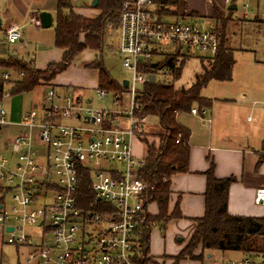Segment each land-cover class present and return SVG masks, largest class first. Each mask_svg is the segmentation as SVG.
<instances>
[{"label": "built area", "instance_id": "1", "mask_svg": "<svg viewBox=\"0 0 264 264\" xmlns=\"http://www.w3.org/2000/svg\"><path fill=\"white\" fill-rule=\"evenodd\" d=\"M232 2L225 0L228 6ZM158 6L159 0L123 4L118 57L130 73L128 88L121 93L96 90L101 100L113 96V108L85 103L77 91L49 89L19 122L11 123L0 103V131L15 129V136L0 138V245L30 248L31 264H139L138 229L147 186L139 178L144 160L134 157L133 140L146 119L137 99L159 71L148 65L192 51L212 57L219 49L215 28L168 22ZM243 9L248 18L249 6ZM21 37L17 25L5 32L9 44ZM169 47L176 50L165 54ZM160 57L164 60L155 61ZM169 70L160 72L168 76ZM192 113L203 119L207 111ZM85 181L93 194L89 205L82 193ZM254 201L264 209V188L256 191ZM261 260L264 264V255Z\"/></svg>", "mask_w": 264, "mask_h": 264}, {"label": "trees", "instance_id": "2", "mask_svg": "<svg viewBox=\"0 0 264 264\" xmlns=\"http://www.w3.org/2000/svg\"><path fill=\"white\" fill-rule=\"evenodd\" d=\"M126 0H98L95 9L99 11L96 18H86L74 12L69 0H58L57 19L55 29V46L62 50L63 60L60 63L49 64L46 70L36 69L33 62L24 63L13 58L8 67H14L19 74L13 83V95L28 94L40 87L44 81L53 82L70 66L71 62L85 50L102 53L106 46L107 28L118 30L120 14ZM160 0L159 2H161ZM233 11L226 17L215 13L218 23L219 49L212 57H207V65L202 63V72L195 77L189 88L174 86L181 76V70L175 69L176 57L167 58L164 64H149L148 68L159 70L162 66L175 71L170 84L148 83L137 99L141 117H156L159 130L156 140H145L147 155L140 170L139 178L147 186V202H154L158 206L159 217L153 219L144 216L142 227V242L144 252L138 259L139 264H156L145 257L148 253L149 234L154 225L164 227L171 219L180 217L176 209L168 215L170 200V179L178 173H186L189 163L190 131L183 128L177 121L182 113H190L195 105L210 107V100L202 97L201 92L213 80L228 82L232 79V72L236 64V50L230 45L228 25L232 22ZM97 72L99 88L115 93L125 91L122 83H116L103 62H94L89 67ZM175 76V77H174ZM11 93H7L12 97ZM4 85L0 84V99L4 95ZM179 140L177 144L176 141ZM262 160V158H261ZM261 162V161H260ZM211 169L207 172L208 190L206 214L197 220V229L188 246L181 254L174 258V264L186 257L202 260L203 253L195 256L193 251L201 246L202 251L242 252L246 256L264 255V216L245 217L233 216L228 213V193L237 179L229 177L218 179ZM89 182L82 185L85 203H92L93 194L89 190ZM145 250V251H144ZM146 252V254H145Z\"/></svg>", "mask_w": 264, "mask_h": 264}, {"label": "crops", "instance_id": "3", "mask_svg": "<svg viewBox=\"0 0 264 264\" xmlns=\"http://www.w3.org/2000/svg\"><path fill=\"white\" fill-rule=\"evenodd\" d=\"M239 1L240 0H233L228 6L225 4V0H162L159 2L160 7L158 6L157 10L164 20L190 23L204 20L211 24L205 28H215L217 30V27L220 25H218L216 21V12L222 17H226L230 14V11H233L231 24L237 23V20L241 19L236 18V12L240 8L238 4ZM248 1H250V3L254 1L253 4L255 8L250 9L249 6L250 15L248 18H243L247 21L246 24H250L248 20H253L251 24H264V4L260 0ZM57 5L58 0H0V20L2 23L0 31L5 34L10 26L17 25L21 29V39H23L22 31H24L28 24L34 25L36 29H43L40 23V14L43 12H48L52 15L54 25L57 19ZM244 6L245 4L243 7ZM91 8L95 9L92 7V4ZM75 13L83 17L87 16L88 18L93 16L92 11L85 14L78 11ZM232 26L233 25L230 27ZM230 32V36L232 38H239V40H241L240 42H243L242 44L251 36L247 33V35L242 36L238 32ZM234 49L236 52L248 51L237 48ZM170 57H176L177 60L182 59L181 61L188 58L179 53L177 56L173 54ZM207 57L208 56H201L200 59H205ZM158 61L159 60H157V62ZM177 62L175 66L176 70L179 69L177 67ZM33 63L38 70H46L48 67L47 64L42 65L40 63ZM260 63L264 64V60ZM162 64H164V62ZM160 69L155 74L151 75L155 78L153 83L157 82V74L161 73ZM199 72H202V63L200 64ZM197 75L198 74H196L195 77ZM18 78L19 76L14 78L15 81L18 80ZM232 80L233 72L231 81ZM174 81L172 79L168 81V84ZM213 81L227 83L216 80ZM211 82H209L207 86ZM54 83H56V79ZM56 86H58V89L64 90V85L56 83ZM207 86L205 88H207ZM127 88L124 89L127 90ZM45 91L41 93L40 99L37 100L38 103L42 101V95ZM257 94L258 96L255 97L257 101L253 100V98H249L246 91H243L240 97H237V95L234 96L233 94H221L214 99L202 96L211 101L210 107H203L201 109L195 105L193 109L200 112L206 110L207 113L203 119L198 115H194L192 109L191 112L187 114H191L197 121L184 123V125H182L179 120L181 114L178 115V123L183 128L190 131L188 142L190 147L188 171L186 173L175 174L170 179L168 213L170 216L177 209L180 213V217L169 220L163 228L159 225H154L151 228L148 253L146 254L145 252V257L151 259L154 263L159 264L156 261H160L162 258L171 257L174 259L178 257L190 243L197 229V220L201 219L206 214V193L208 190V176L206 174L211 169L212 165L214 166L213 174L216 178L225 179L235 177L237 179V181L231 185L228 193V213L230 215L245 217L264 216L259 210L260 207L256 206L254 201L256 191L260 188H264V101H259L260 98L264 97V90H257ZM35 104H37V102H33L31 108ZM247 113L254 114L257 117V122L254 126H248L249 124L247 122L245 124L244 118ZM246 118L250 121L251 117L248 116ZM145 158L146 156L143 160H145ZM149 206H152L153 212L149 211ZM143 214V217L149 214L154 216H158L159 214L157 204L154 202H147L146 196ZM142 224L143 220L141 219L138 229V242L140 244L141 255L144 253L142 252L144 246L142 242ZM177 244H180L182 248H177ZM175 252H178L176 256ZM202 252L201 248V251L195 252L194 255L199 256ZM261 256L262 255L254 257L261 258ZM204 259L205 257L200 261L188 258L181 262H185V264H206Z\"/></svg>", "mask_w": 264, "mask_h": 264}, {"label": "rangeland", "instance_id": "4", "mask_svg": "<svg viewBox=\"0 0 264 264\" xmlns=\"http://www.w3.org/2000/svg\"><path fill=\"white\" fill-rule=\"evenodd\" d=\"M69 1L75 12L78 11L85 14L92 11L93 16L89 18H96L99 14L97 9L91 8L92 0ZM253 3L254 1L250 3L248 0H240L238 2L240 8L236 12V18L241 19L237 20V23H230L228 25L229 32H238L242 36L247 34L251 35L248 37V39H246L248 41L245 40L244 44H242L243 42L241 43L239 38H232L230 36L231 32L228 33L229 42L233 48L248 50L247 52H235V59L237 63L233 70V80L227 83L212 81L207 86V88L202 90V96L214 99L221 94H233L234 96L237 95V97H240L241 93L246 91L249 98H253V100L257 101V99H255V97L258 96L257 90H264V64L260 63L264 60V24H251L253 20H248L250 24H246L247 21L243 19L244 16L242 14L243 5H248L250 6V9H253L255 8ZM86 18L88 17L86 16ZM173 21L174 20H170L168 22ZM193 23L203 28L211 25L204 20ZM231 25L233 26L230 27ZM55 29L56 23L49 29H36L34 25L28 24L24 31H22L23 39L19 40L15 44H9L5 38V34L0 31V84L3 83L5 94L12 92L11 88L14 86V78H17L18 76V73L14 67H8V63L11 62V58L24 63H30L33 61L36 64L40 63L42 65L62 62L64 53L62 50L57 49L54 43L56 33ZM107 29L106 46L102 53H97L90 50L83 51L71 62L67 70L56 78V83L64 85V90L77 91L81 93L85 103H87L86 101L90 100L92 101L93 106L99 109L113 108V96H108L107 100L105 101L101 100L97 96L96 90L99 89L97 72L95 70H90L87 67H89L94 62H103L105 68L116 83H122L123 81L129 80L130 78V73L125 68H123L117 54L118 30L113 28ZM164 50H166V54L173 53L176 49L169 47ZM186 53L187 49L184 48L183 54L187 55ZM187 56L188 58L186 60L181 61L182 59H178L177 62V67L182 71V73L180 78L177 79L178 82L176 81L177 83L175 82L174 86L179 89L189 88L195 80V75L200 73V64H208L205 59H200L201 56L194 53L193 51ZM161 59L162 57L157 58L155 61ZM33 66L36 67L35 64ZM174 72L175 71L173 70H169L168 76L163 73H158L156 83L167 84L168 81L173 79L172 75H174ZM5 74L10 75L9 80L4 78ZM56 83H54V81H44L41 83L40 88L38 87L31 93L22 95H13L11 93L12 97L0 99L2 108L7 113L8 120L11 123L19 122L20 115L24 111L30 110L33 102H38L37 100L40 99V95L43 91L49 89H58ZM259 101H264V97L260 98ZM124 104L126 107H128L129 94L124 96ZM180 116L181 117L179 120L182 125H184V123L197 121L196 118L191 114L183 113ZM248 116L251 117L250 121L246 118ZM244 122L245 124L247 122L249 124L248 126H254L257 122V117L254 114L247 113L245 115ZM158 130V119L156 117L148 116L140 136L135 137L133 140V154L137 160H143V158L146 156L147 148L145 140L147 139L149 142H154L156 140V133ZM9 136H15V129L12 128L11 130L0 131V138L6 139ZM148 209L149 211L153 212L152 206H149ZM259 210L261 214H264L263 208L260 207ZM151 217L155 219L159 217V214L158 216L151 215ZM177 246L175 247L179 249L182 248L180 244H177ZM198 251H201V246L196 248L193 252L195 253ZM31 252L32 250L26 247L0 245V264H31L28 262L29 254ZM177 253L178 252H175V256ZM202 253L203 257H205L204 260L206 264H232L241 262L243 260H249L251 264L262 263L260 257H254L253 255L246 256L240 252L204 251ZM188 255L189 252L186 253V257L184 256V258L180 260L178 264H185V262L183 263L181 261L187 260ZM208 256L210 258H208ZM156 262L159 264H173L174 259L167 257Z\"/></svg>", "mask_w": 264, "mask_h": 264}, {"label": "water", "instance_id": "5", "mask_svg": "<svg viewBox=\"0 0 264 264\" xmlns=\"http://www.w3.org/2000/svg\"><path fill=\"white\" fill-rule=\"evenodd\" d=\"M97 4H98V0H93L92 7L93 8H96ZM40 23H41V27L43 29H49V28H51L52 25H53L52 15L50 13H48V12L41 13L40 14ZM1 24L2 23H1V20H0V29H1ZM154 79H155L154 76H150V78H149V80H150L151 83L154 82ZM123 86H124V88H127L128 87V81L127 80H125L123 82ZM8 231H13V229L12 228H9Z\"/></svg>", "mask_w": 264, "mask_h": 264}]
</instances>
